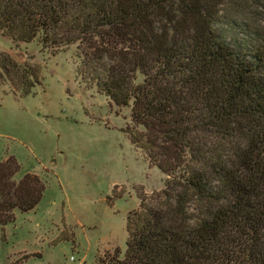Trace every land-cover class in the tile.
Masks as SVG:
<instances>
[{"label": "trees", "instance_id": "obj_1", "mask_svg": "<svg viewBox=\"0 0 264 264\" xmlns=\"http://www.w3.org/2000/svg\"><path fill=\"white\" fill-rule=\"evenodd\" d=\"M222 4L0 0V34L16 51L0 54V69L22 96L40 82L21 44L53 55L79 45L82 67L131 108L133 142L167 177L163 190L140 193L126 252L109 264H264V27L220 24ZM19 168L14 157L0 163L2 226L45 193L37 175L17 182Z\"/></svg>", "mask_w": 264, "mask_h": 264}, {"label": "rangeland", "instance_id": "obj_2", "mask_svg": "<svg viewBox=\"0 0 264 264\" xmlns=\"http://www.w3.org/2000/svg\"><path fill=\"white\" fill-rule=\"evenodd\" d=\"M222 3L220 24L264 27V0ZM78 47L53 55L37 40L21 44L18 53L40 82L27 96L0 69V163L14 157L17 182L33 174L46 187L34 210H16L13 222L0 225V264H109L117 252L122 258L140 193L165 187L167 177L133 142L131 108L99 91ZM15 52L0 34V54ZM95 66L103 76L104 63ZM195 206L189 208L198 216Z\"/></svg>", "mask_w": 264, "mask_h": 264}]
</instances>
